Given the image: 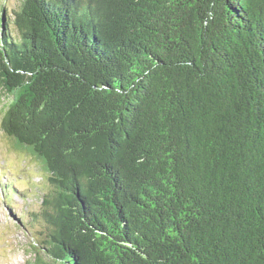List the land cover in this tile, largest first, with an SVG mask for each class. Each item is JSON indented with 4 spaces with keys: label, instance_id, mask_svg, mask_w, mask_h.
Returning a JSON list of instances; mask_svg holds the SVG:
<instances>
[{
    "label": "trees",
    "instance_id": "obj_1",
    "mask_svg": "<svg viewBox=\"0 0 264 264\" xmlns=\"http://www.w3.org/2000/svg\"><path fill=\"white\" fill-rule=\"evenodd\" d=\"M0 85L33 264H264V0L0 5Z\"/></svg>",
    "mask_w": 264,
    "mask_h": 264
},
{
    "label": "rangeland",
    "instance_id": "obj_2",
    "mask_svg": "<svg viewBox=\"0 0 264 264\" xmlns=\"http://www.w3.org/2000/svg\"><path fill=\"white\" fill-rule=\"evenodd\" d=\"M19 1L0 0V5L15 7ZM0 95L1 109L11 95L1 85ZM1 129L0 125V264H33L38 227L31 213L40 209L51 185L40 160Z\"/></svg>",
    "mask_w": 264,
    "mask_h": 264
}]
</instances>
